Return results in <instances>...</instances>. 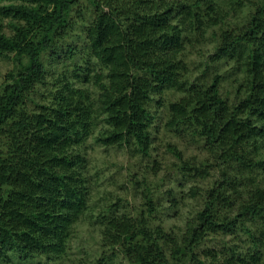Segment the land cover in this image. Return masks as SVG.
<instances>
[{
    "label": "trees",
    "instance_id": "obj_1",
    "mask_svg": "<svg viewBox=\"0 0 264 264\" xmlns=\"http://www.w3.org/2000/svg\"><path fill=\"white\" fill-rule=\"evenodd\" d=\"M229 1L235 11L248 5L242 22L228 21ZM6 18L16 21L14 37ZM215 25L211 63L234 61L232 99L221 91L228 73L185 79L184 50ZM78 26L85 44L62 58L74 66L51 70L43 56L59 60L60 42ZM0 48L26 56L0 86V262L62 258L88 210L86 143L98 119L108 125L103 144L149 154L166 106L167 128L193 134L213 161L184 162L183 171L204 176L211 165L220 177L179 235L152 224L149 196L138 216L100 212L102 241L131 264H264V0H0ZM49 71L53 87L39 102ZM170 88L183 95L166 104ZM218 235L219 245L207 243Z\"/></svg>",
    "mask_w": 264,
    "mask_h": 264
},
{
    "label": "rangeland",
    "instance_id": "obj_2",
    "mask_svg": "<svg viewBox=\"0 0 264 264\" xmlns=\"http://www.w3.org/2000/svg\"><path fill=\"white\" fill-rule=\"evenodd\" d=\"M234 3L233 1L228 3V21L242 22L248 14V5L244 3L241 10L235 11L230 9L231 5L235 7ZM83 4L85 5L86 1ZM91 12L89 9L84 10V17L90 20ZM199 14H204L203 9L199 11ZM13 22L16 21L11 18L4 19V32L9 37H14L15 34ZM81 27L78 26L73 34H69L60 42L59 60H51L48 54L43 56L51 70L58 71L62 66H71V68L74 66L70 60L64 64L62 58L64 59L65 51L70 44L73 46L85 44ZM208 28L204 37L200 38L201 42L194 39L184 50L182 59L187 66L185 79L189 80V83L196 78L202 80V74L205 72L209 80H212L217 73H228L223 76L221 91L224 97L229 96L232 99L238 85L236 77L231 75L235 70L231 72L234 61L224 58L211 63L210 56L215 52L218 41L215 33H219L221 25ZM21 61H26L25 55H18L16 50L0 48V86L10 80V73L19 69ZM206 66H208L207 69ZM240 74L239 72L238 76ZM54 78L49 71L47 81L37 85L35 98L39 102L52 89ZM182 95V91L174 88L166 89L162 93L166 104L179 99ZM166 112V106L159 109L157 129L153 131L154 141L149 154L139 151L136 146L103 144L97 138L105 132L108 125L104 121L100 122L99 118L92 137L86 143L88 151L86 174L91 180L88 210L77 223L66 254L54 260L43 256L32 261L21 262L14 258L0 264H131L123 254L118 252L117 248L102 241V226L96 223L97 216L108 208L111 209V214L117 216H138L141 211L146 212L149 196L153 198L158 208L154 217L150 218L152 224L162 225L167 231L179 235L185 228L188 217L202 207V193L220 177V172L216 168H211V165L207 166L209 173L204 176H194L183 171L184 162L204 167L205 164H212L213 161L206 147L193 134L179 135L167 128L164 122L165 117H162L166 115ZM262 141L263 144L260 145L261 150L264 151V140ZM178 151L181 152V156L177 153ZM259 177L264 178V174ZM175 201L178 207L172 208L171 205ZM222 240V236H211L207 243L215 246Z\"/></svg>",
    "mask_w": 264,
    "mask_h": 264
}]
</instances>
